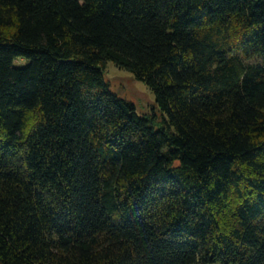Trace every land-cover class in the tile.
I'll return each mask as SVG.
<instances>
[{
    "label": "trees",
    "instance_id": "1",
    "mask_svg": "<svg viewBox=\"0 0 264 264\" xmlns=\"http://www.w3.org/2000/svg\"><path fill=\"white\" fill-rule=\"evenodd\" d=\"M212 262L264 264V0H0V264Z\"/></svg>",
    "mask_w": 264,
    "mask_h": 264
},
{
    "label": "rangeland",
    "instance_id": "2",
    "mask_svg": "<svg viewBox=\"0 0 264 264\" xmlns=\"http://www.w3.org/2000/svg\"><path fill=\"white\" fill-rule=\"evenodd\" d=\"M25 65L23 59H17L16 65ZM105 80L109 83L112 91L134 103L136 110L140 114L151 115L156 113L160 115L155 95L152 90L142 81L137 80L133 74L113 61H108L104 71ZM201 264V263H193ZM207 264H221L220 262H212Z\"/></svg>",
    "mask_w": 264,
    "mask_h": 264
}]
</instances>
